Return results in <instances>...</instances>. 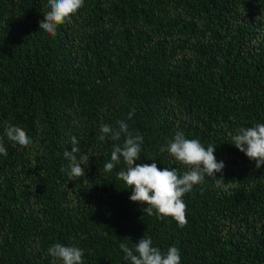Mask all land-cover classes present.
<instances>
[{"label":"trees","instance_id":"16d2710c","mask_svg":"<svg viewBox=\"0 0 264 264\" xmlns=\"http://www.w3.org/2000/svg\"><path fill=\"white\" fill-rule=\"evenodd\" d=\"M48 0H0V264H61L54 244L83 264H130L120 244L144 235L181 264H264V165L232 144L264 123V0H84L53 37L39 28ZM135 115L128 119V113ZM143 137L136 164L188 171L161 148L177 132L223 162L182 199L187 224L144 213L111 172L101 123ZM5 123L33 143L13 146ZM85 175L70 180L71 137ZM135 166V164L133 165Z\"/></svg>","mask_w":264,"mask_h":264},{"label":"clouds","instance_id":"9594fccd","mask_svg":"<svg viewBox=\"0 0 264 264\" xmlns=\"http://www.w3.org/2000/svg\"><path fill=\"white\" fill-rule=\"evenodd\" d=\"M84 0H48L49 11L44 14V19L39 22L40 30L46 34L55 36L59 26L70 23L72 17L83 7ZM135 115V109L128 113V119ZM118 129L108 124L101 123L99 139L104 141L110 138L119 141L123 136V145L114 144L111 152V162L104 164V170L111 172L121 163V158L126 166L125 170L116 173L117 178L123 181L131 189L130 201L146 205L143 211L152 215L155 210L158 218L171 217L179 227L187 224L186 204L182 197L191 192L193 187L204 182L205 176L217 181L218 186L226 190L223 178L216 179L215 173L222 172L224 163L217 162L214 155L216 147L205 146L199 139H188L183 132H177L172 142L162 147L161 152L167 151L180 165L185 166L188 171L183 175L178 174L176 169L160 170L156 163L136 164L140 159L143 137L139 134L133 135L128 131L125 121H117ZM4 136L20 148L32 145L33 140L20 126H11L5 123ZM232 144L250 161L256 162V168L264 165V123H258L253 127H241L232 135ZM72 150L64 151V158L70 163V180H75L85 175L81 167L82 161L89 159L80 153L79 142L75 136L71 137ZM0 154L7 156V151L0 140ZM135 164V166H133ZM134 248L125 243L120 244L125 260L130 264H181L179 249L175 246L162 252L153 246V242L145 235L134 244ZM48 255L61 264H83L84 250L77 246H64L54 244L48 249Z\"/></svg>","mask_w":264,"mask_h":264}]
</instances>
